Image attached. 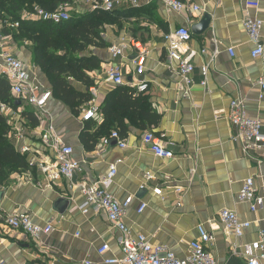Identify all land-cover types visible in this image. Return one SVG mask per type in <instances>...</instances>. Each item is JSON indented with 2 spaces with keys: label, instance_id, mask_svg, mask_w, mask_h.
<instances>
[{
  "label": "crops",
  "instance_id": "0c3cea01",
  "mask_svg": "<svg viewBox=\"0 0 264 264\" xmlns=\"http://www.w3.org/2000/svg\"><path fill=\"white\" fill-rule=\"evenodd\" d=\"M133 1L114 0L115 11L144 10L151 6L158 21H151L146 11L138 30L131 25L121 29L120 23L104 26L101 35L109 47L90 48L82 54L102 60L101 69L91 75L95 82L91 89L93 101L86 104L82 112L91 107L99 108L92 122L96 128L103 123V105L117 88L106 81V72L113 63L123 64L126 80L123 87L136 90L135 84L141 81L148 84V90L141 94L162 115V121L158 127L147 131L162 135L165 146L175 153V158L156 157L142 141L147 131L133 127L129 119H126L130 127L127 148L116 145L107 148L100 142L95 151L87 152L80 142L85 123L83 113L74 116L71 109L53 95L47 111L57 134L65 144L74 147L75 158L81 164L82 172L76 176L74 184L97 181L107 174L111 165L117 164L118 173L109 191L120 202L134 197L125 217L133 234H143L152 245L164 247L183 258L190 254V244L198 237V226L213 225L218 229L210 248L219 264H227L230 257H234V250L241 254V247L257 241L260 230L264 229V205L252 212L250 203L239 200L242 187L250 178L255 181L257 195L264 198V152L244 156L233 141L237 131L229 120L230 102L240 98L248 115L264 126V99H260L261 88L257 84L258 79L264 78V56L252 58L255 45L243 27L247 16L261 20L260 38L264 44V0H180L202 9V13L182 14L166 8L160 0H136V5ZM247 2H258L259 8L248 7ZM76 4L83 13L92 11L86 0H74L73 9ZM204 14H209L212 21L209 30L202 36L193 35L189 44L196 70L191 96L184 99L177 89L181 82L177 63L168 59L164 35L179 27L192 29ZM134 34L139 40L140 36L145 37L141 40L149 51L142 76L137 75L132 53L128 52L126 60H113L109 53L112 46L127 44ZM203 49L208 53L202 54ZM215 50L218 53L214 58ZM10 51L24 61L22 53ZM207 64L211 69L207 84L203 85L202 68ZM28 71L31 85L52 92L50 80L42 70L28 67ZM71 84L79 92L87 91L80 83L71 80ZM13 118L25 123L18 115ZM20 126L18 122L16 131L21 130ZM37 129L32 128L30 137L19 144L39 147ZM15 178L2 188L5 191L1 201L3 212H27L36 223L51 224L53 231L38 238L17 231H3L0 234V264H80L88 259L98 262L102 259L98 250L105 243L111 247L108 255H119L115 227L103 215L86 216L76 210L83 198L79 190L72 189L70 182L59 181L47 186L37 168ZM158 188L161 195L155 193ZM177 188H182L183 192L178 193ZM141 191L145 195L138 198ZM60 198L70 202L69 209L62 215L53 208ZM142 203L147 208L139 213ZM222 210L235 212L243 221L252 224L243 238L237 239L215 223Z\"/></svg>",
  "mask_w": 264,
  "mask_h": 264
},
{
  "label": "built area",
  "instance_id": "2783aa9c",
  "mask_svg": "<svg viewBox=\"0 0 264 264\" xmlns=\"http://www.w3.org/2000/svg\"><path fill=\"white\" fill-rule=\"evenodd\" d=\"M163 5L179 14L186 12L202 13V9L196 5L180 0H160ZM91 10H103L105 12L115 11L114 0H86ZM133 4H137L136 0ZM251 8H259L258 2H247ZM72 5L65 4L59 6L56 10L46 11L40 7H34L23 20L42 21L54 25L65 23L70 20V11ZM21 21L11 23L7 27L16 30L20 27ZM243 27L255 45L251 52L253 59L264 56V44L260 35L263 29V22L259 19L247 16L243 22ZM10 36H0V77H4L10 84L11 98L14 102L21 101L22 105L31 108L38 119L40 125L35 131L41 141L39 147L32 148L30 145L23 144L19 146V153L26 157L31 168H37L47 186H53L56 182L67 181L72 184V189L79 190L83 201L76 209L86 216H105L108 221L115 227L118 235L116 238L119 255H108L111 247L105 243L98 250L101 261L94 262L85 260L80 264H219L210 246L215 240L214 233L218 229L213 225L200 224L197 228L198 237L190 244V254L186 257H178L170 250L151 244L147 236L143 234H133L125 223V217L129 208L134 203V197H128L123 202L117 200L109 191L113 181L118 173L117 164L110 166L109 171L97 181H82L74 184L76 176L82 172L80 162L75 158L74 147L63 142L57 134L52 117L47 111L48 103L52 98V92L43 90L39 86H33L30 83L28 67L24 61L18 58L4 44ZM193 39V33L190 27H179L178 29L168 32L164 35L165 46L168 59L177 63V73L181 79L178 84V93L182 98L191 96L194 85L193 75L196 67L193 63L194 53L191 51L189 44ZM4 42V43H3ZM217 44V42H216ZM128 52L133 54L132 63L137 68V75L142 76L145 73V64L149 51L141 41L131 39L125 45L112 46L109 53L113 60L121 58L128 59ZM203 49L202 54H207ZM218 51L215 50L212 57H216ZM233 55V52H232ZM210 64L202 68L204 76L203 85L207 84L210 74ZM106 81L113 86H124L126 84L123 73V64L113 63L106 72ZM261 88L260 99H264V78L257 80ZM139 93L148 90V84L141 81L135 84ZM0 111L5 117H14L20 112H14L9 106L0 104ZM83 121L86 122L93 118L99 112V108L92 107L90 111L83 110ZM230 124L236 129L237 133L233 138L244 156H253L264 152V126L260 120L248 115L244 101L240 98H234L229 107ZM18 136V141L21 140ZM115 140L121 149L127 148V140L122 139L117 132H113L109 137L101 140L104 147L109 148L111 142ZM142 141L150 147L153 154L160 159H173L175 153L169 150L163 141L162 135H157L153 131L144 133ZM146 178L151 179L147 174ZM145 189V187H141ZM2 188H0V191ZM177 192H183L182 188H177ZM155 193L161 195L160 188L155 189ZM239 200L251 204V211L256 212L264 205V198L257 195L254 179H248L244 183L239 194ZM180 205V204H179ZM147 205L142 203L138 212L146 210ZM215 223L222 226L226 232L235 236L237 239L243 238L251 229L252 224L243 221L235 212L222 210L218 213ZM17 231L26 236L38 238L47 236L53 231L51 224L41 225L36 223L32 216L27 212H16L6 214L3 212L0 200V234L3 231ZM257 241L245 244L241 247L242 253L238 254L234 250L233 256L242 260L245 264H264V229L259 232Z\"/></svg>",
  "mask_w": 264,
  "mask_h": 264
},
{
  "label": "trees",
  "instance_id": "16d2710c",
  "mask_svg": "<svg viewBox=\"0 0 264 264\" xmlns=\"http://www.w3.org/2000/svg\"><path fill=\"white\" fill-rule=\"evenodd\" d=\"M65 4L73 5L74 0H0L2 33L4 36H9L7 31H11L5 26L6 21H2L1 15L4 13L10 15L12 19H16L18 12L22 9L29 11L32 7L31 11H33V7H40L46 11H53ZM146 11H148V18L151 21H158L157 15L150 6L144 10L129 9L111 13L95 10L79 15L77 19L70 18L67 22L57 25L42 21L21 22L20 27L21 25L28 27L31 24L53 26L45 36L34 44L37 61L39 62V53L44 59L43 62L36 61V63L49 78L52 95L67 105L74 116H80L82 108L93 101L91 89L95 86V82L91 75L101 69L102 60L96 56H82V54L90 48L106 49L109 47L101 35L102 29L106 25L104 21H112L110 25H118L121 19L128 15L137 13L135 14L137 17H143ZM165 31L167 32V29ZM58 34L69 40L72 46V55L68 52H63L62 55L56 52V45L51 42V39ZM133 37L134 40L143 42L135 34ZM44 38H48L46 52L42 50ZM75 54L79 56L75 57ZM71 80L83 85L87 91H77L71 84ZM15 103L11 98L9 82L4 77H0V104L9 106L14 112H19L21 107H16ZM102 114L104 121L99 127L96 128L92 118L84 123L80 142L87 152L95 151L101 140L109 137L113 132H117L122 139H126L130 133L126 119H129L133 127L143 131L158 127L162 121V115L153 109L143 94L123 86H118L108 95L102 108ZM20 115L32 128L39 127L40 123L32 111L24 110L20 112ZM10 128L7 117L0 111V188L9 183V169L14 170L16 175L32 171L26 157L18 153L11 142L9 136L12 128ZM227 264L243 263L236 257H230Z\"/></svg>",
  "mask_w": 264,
  "mask_h": 264
},
{
  "label": "rangeland",
  "instance_id": "374dc122",
  "mask_svg": "<svg viewBox=\"0 0 264 264\" xmlns=\"http://www.w3.org/2000/svg\"><path fill=\"white\" fill-rule=\"evenodd\" d=\"M31 1V0H30ZM30 10H26V9H22L18 12L17 18L16 19H12V17L6 13L2 14V21H6L5 26L7 27V25L11 24V23H16L18 21L21 22H25L26 20H23L26 15L31 11ZM34 8V7H33ZM79 5L76 4L75 5V9L71 10L70 13V18L72 19H77V17L81 14H85L83 13V11L79 10ZM33 10V9H32ZM88 13V12H86ZM137 14V13H135ZM135 14H130L127 17L124 18V20L120 21V25L119 27L121 29L127 28L128 25H131L132 28H134V30H138L142 24V17H137V15ZM106 24L110 25L112 21H104ZM122 22V23H121ZM53 26H47V25H30L28 27L21 25V27H19L16 30H11L10 32L7 31L9 33V40L6 41L7 43V47L10 48L13 51H18L20 53L23 54V60L25 61L26 65L28 67H32V68H38L40 70L41 67L36 63L37 61V57H36V47L34 46L35 42H37L38 40H40L43 36H45V34L47 32H49L50 28ZM8 28V27H7ZM6 35V34H5ZM0 36H4L2 33V29L0 27ZM138 36V35H137ZM140 36V35H139ZM141 39L144 41L145 37L143 38L142 36H140ZM51 42L54 43L56 45V49H57V53L59 54H63V52H68L70 55H72V46L69 42V40L61 35H55L52 39ZM48 45V38H44V43H43V52H46V47ZM39 53V62H43V58H42V54L40 57ZM75 57H78L79 55L75 54ZM38 62V61H37ZM38 62V63H39ZM47 63H50V61H47ZM43 71V70H42ZM91 108H87L84 109V111H90ZM27 110V111H31V108L27 105H22L20 112ZM84 113V112H82ZM8 119V123L11 126V133H10V140L11 142L14 144L17 152L19 151V146H22V144H19L20 142L25 143V139L30 137V133L32 130V127L30 124H28L27 122L23 123L21 122L20 119L18 118H13V117H7ZM18 119V121H17ZM20 123V131H16V126L17 123ZM19 127V126H18ZM18 136H21V141H18L17 138ZM19 153V152H18ZM17 175L16 173H14V170L9 169L8 170V179L9 182L14 181ZM8 184V183H7Z\"/></svg>",
  "mask_w": 264,
  "mask_h": 264
},
{
  "label": "water",
  "instance_id": "95a60500",
  "mask_svg": "<svg viewBox=\"0 0 264 264\" xmlns=\"http://www.w3.org/2000/svg\"><path fill=\"white\" fill-rule=\"evenodd\" d=\"M211 21H212V17L209 14H204L201 21L192 27L191 30H192L193 35L194 36L204 35L209 30L210 25H211ZM15 106L21 107L22 102L16 101ZM115 145H117V142L115 140H113L111 142V146H115ZM144 195H145V192L141 191L138 194V198H142ZM4 196H5V191L1 190L0 191V200L1 201L3 200ZM69 206H70V202L66 198H60L59 200H57L55 202L53 208L57 213L62 215V214H65L67 212V210L69 209Z\"/></svg>",
  "mask_w": 264,
  "mask_h": 264
}]
</instances>
